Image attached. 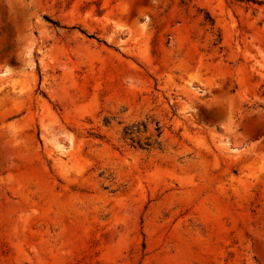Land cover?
<instances>
[{
  "label": "rangeland",
  "instance_id": "374dc122",
  "mask_svg": "<svg viewBox=\"0 0 264 264\" xmlns=\"http://www.w3.org/2000/svg\"><path fill=\"white\" fill-rule=\"evenodd\" d=\"M0 264H264V0H0Z\"/></svg>",
  "mask_w": 264,
  "mask_h": 264
}]
</instances>
